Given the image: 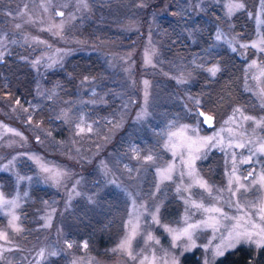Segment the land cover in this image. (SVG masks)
I'll return each instance as SVG.
<instances>
[{
  "label": "rangeland",
  "instance_id": "rangeland-1",
  "mask_svg": "<svg viewBox=\"0 0 264 264\" xmlns=\"http://www.w3.org/2000/svg\"><path fill=\"white\" fill-rule=\"evenodd\" d=\"M172 2L87 0L85 8L79 0H0L2 60H6L18 45L24 46L26 53L22 59L28 61L36 74L35 98L28 104H17L9 92L0 91V193L6 199H15L19 205L0 208V231L8 234L7 241L0 239V264H140L145 256L151 260L153 254L156 264H163L160 258L165 257V253L169 261L176 256L182 264V256L188 252L181 254L180 247H172L171 236L161 225L181 228L185 226L186 215L189 223L206 218L207 214L186 204L185 200L215 205L229 216L252 214L257 218V208L253 205L264 204V188L252 182L264 172V153L257 151L264 144V125L256 123L264 119V95L261 94L264 51L251 45L264 36V23H258L264 21V4L261 0H236L242 2L244 8L229 16L228 0H180V9L186 8L193 13L187 20L189 23H180V31L185 32L192 43L197 42L200 35L196 16H210L208 11L213 5L220 10L218 15H211L210 27L206 23V27L212 29V37L203 53L193 56L187 63L178 58L167 59L163 54L162 39L166 36L158 25L160 17L168 12L179 18L176 12L169 11ZM58 9L63 11V16L56 14ZM238 15L253 22L250 33L241 34L234 29ZM90 24L93 33L87 29ZM218 32L221 34L219 40L216 39ZM245 44L247 48L241 46ZM225 49L235 52L243 61L242 95L239 85L230 83L238 82L237 77L231 79L225 72V79L222 78L223 61L215 60L214 55ZM78 52L98 54L106 70L98 76H85L75 92L69 88L62 91V85L57 82L48 86L45 75L64 67L67 59ZM146 55L151 58L150 64L145 62ZM211 58L214 61L209 62ZM36 61L39 63L34 66ZM195 65L204 73L198 75ZM213 66L219 68L215 75L208 71ZM144 81H148L147 86ZM200 81L206 82L203 91L196 88ZM212 88H217L218 92L214 94L216 91ZM62 92L67 93V97ZM214 97L222 101L217 104L214 100L213 104ZM237 97L244 98L246 103H237ZM102 104L111 105L112 111L103 119L106 123L98 124L88 117V111ZM172 106L177 108L172 109ZM40 109L52 113L50 123L42 116L35 117ZM199 109L215 115L213 127L204 124L203 117L198 115ZM181 112L187 115L188 121L178 118ZM244 116L255 119L245 120ZM8 117L16 120L9 122ZM181 125L190 126L188 134L194 137L219 133L216 140L196 153L200 158L194 162L196 173L211 187V195L198 186L184 191L191 179L187 175L181 178L180 173L187 170L181 165L180 156L174 157L166 146L169 133ZM191 128L197 131L193 133ZM240 143L245 147L235 146ZM213 150L219 151L215 161L210 155ZM149 155L152 161L145 159ZM184 155L187 158V152ZM248 157H251L250 162H241ZM170 163L176 165L173 179L162 180L159 170ZM41 165L66 175L57 184ZM249 171H254V175L244 179ZM237 176L247 190L239 188ZM35 186L47 188L52 195L50 199L42 197L27 221L22 208ZM107 187L120 190L129 206L125 210L122 230L115 228V236L111 232L114 241L100 250L95 246L94 237L97 238L104 228L100 230L98 225H93L100 231H93L91 236L82 239L80 234H70L81 230V220H88L93 210L103 209V199L98 196ZM173 198L179 200L173 204L178 210L166 215L165 209ZM157 205L160 206L161 224L152 221L151 213ZM237 205L244 211L238 212ZM13 214L19 217L14 223L22 229L20 232L9 226ZM137 217L140 234L133 241L137 255L133 260L112 249L129 231L128 221H135ZM221 223L224 226L221 232H224L233 221L222 220ZM109 230H104L108 237ZM149 232L159 244L154 241L145 244ZM212 235L210 228L196 231L198 246L190 252L199 250L202 264L206 257L211 258V253H205L200 246L207 244ZM219 235L217 233V237ZM65 241L71 242L72 247L69 248ZM184 242L181 240L177 244ZM85 243L87 248L83 247ZM240 245L253 251L251 260L257 264L259 252L255 246ZM41 249L45 250L43 258L39 255ZM53 251L57 255H49Z\"/></svg>",
  "mask_w": 264,
  "mask_h": 264
},
{
  "label": "trees",
  "instance_id": "trees-1",
  "mask_svg": "<svg viewBox=\"0 0 264 264\" xmlns=\"http://www.w3.org/2000/svg\"><path fill=\"white\" fill-rule=\"evenodd\" d=\"M180 7V0H173L169 11L176 12L175 15H177L179 18L176 19L174 16H172V13H170L169 15V12L166 15H162L160 17V24L158 25V29H160L163 35L166 36L164 37V39H162V47L164 50L163 54H165L167 59L178 58L181 61L183 60L189 63V60L193 56H200L203 53V49L206 48L209 37H212V29L206 27V23L209 24L210 27L212 25L210 23V19L212 17L211 15H218L220 10L216 5H213L212 9L208 11V14L210 16L204 17L203 14L196 16L197 20H199V23L197 25L200 28V35L198 36L199 40L195 43H192L190 38L185 34V32L180 31V23H189L187 20H190V16L191 14L193 15V13L186 10V8L184 11H182ZM236 18L237 20L234 29L241 34L244 31L250 33L249 28L253 26V22L241 16ZM87 29L92 32L91 24L90 26H87ZM87 29L85 27V30ZM168 36L169 38H167ZM48 37H50V35H48ZM19 46L21 45H18V47L14 49L15 51H12L6 57V60L3 63L0 62V91L3 93L9 92L13 96L14 100H18L19 102L28 104V99L35 98L36 74L31 68L28 61L22 59L23 54L26 53L24 49L26 47H24L23 45L22 46L24 48ZM214 57L215 60L221 59L223 61V68H225L222 72V78L225 79V72L227 74L226 76L229 75L228 77L231 79L237 77L238 82H236L235 80L231 81L230 83H237L239 85V87L237 85L238 90L242 95L243 92L240 91V89L242 90L241 65L243 66V61L238 58V54H236L235 52H230L228 49H225L219 51V53L217 52ZM261 57L264 58V55ZM67 60L68 61L66 62V65L64 67H58L45 75L44 78L48 86H52L55 82H57L58 85H62V91H64V88H69L74 89L75 92L77 85L85 76H98L101 72H104L106 70L105 63L96 53L85 54L83 52H78L72 54L71 57ZM212 61L214 60L211 58L209 62ZM235 61L237 62V65H235L237 67L236 70L234 66ZM195 71L198 75L201 72L204 73V70L198 67L197 65H195ZM205 83L206 82L204 81H200L196 85V88L199 91H203L206 86ZM216 89L217 88H215L214 90L212 88L214 92L216 91L214 94L218 92V89ZM61 94L67 97V93L62 92ZM216 98H212L213 104L214 100H217ZM236 100L237 103H246L244 98L241 97H237ZM216 102L217 104L220 103L218 102V100ZM111 107V105L102 104L95 108H89L88 117L98 124H104L106 122L103 119L106 115L111 113ZM175 108L177 107L172 106V109ZM37 116H42L46 120V123H50L53 120L52 113H50V111L48 113V111L44 109H40L35 117ZM186 116L187 115H185L184 112H181L179 113L178 118L181 120L188 121L189 118ZM142 146H144V144ZM156 147L158 148V146ZM218 153V150H213V152H211L210 155L213 157L214 161L216 160L217 155L219 158ZM212 161L213 160H210L209 162ZM206 174L211 177L208 173ZM8 188L6 187V189ZM51 195L52 194L45 187H33L32 192L30 194V198L27 199L26 203L23 205L22 208L23 213H25L24 217L27 221L33 215L34 209L42 201V197H48L50 199ZM98 197L99 199H103V209L97 212L93 210L88 220H81V230H75V232L71 233L70 236H74V234H76L77 236L78 234H80L79 238L82 239L90 234H93V231L97 233L102 228H104V230L110 229V233H113L115 228L122 230V221L125 215V210L126 207L129 206L127 197H125V195L120 190L114 187H107L106 189H103L102 192H99ZM176 202L179 203V200H177L176 198H173L168 202L167 208L165 209L166 215L169 214L171 211L178 210V207H173V204H176ZM1 221L2 219L0 218V222ZM93 225H98L100 230L93 228ZM104 230L100 234L96 235L97 238L94 237L97 242L96 245L93 244V241L91 242V244L97 246V248H99L100 250L107 247L109 243L114 241V239L112 238V233L110 237H108L106 236ZM115 234L116 233H113V236H115ZM252 255L253 251H251L249 247L245 245H239L236 247L235 250L229 252L225 257L219 258L216 261V264H249L250 259H252ZM200 256L201 255L199 250H195L194 252H188L182 256V264H202ZM257 257L259 258L257 264H264V250L259 251Z\"/></svg>",
  "mask_w": 264,
  "mask_h": 264
},
{
  "label": "snow or ice",
  "instance_id": "snow-or-ice-1",
  "mask_svg": "<svg viewBox=\"0 0 264 264\" xmlns=\"http://www.w3.org/2000/svg\"><path fill=\"white\" fill-rule=\"evenodd\" d=\"M79 3L83 5V7L87 8V0H79ZM261 3L264 4V0H261ZM143 6V5H141ZM227 7V15L231 16L234 11L238 9L244 8V4L242 2H236V0H228V3L226 4ZM57 15L63 16V12H57ZM258 23H264V21H258ZM17 28L20 27V25H16ZM221 38V34L218 32L216 35V39L219 40ZM14 42V41H13ZM3 43V38H0V44ZM242 47L247 48L248 45H241ZM251 47L257 48L260 47L261 51H264V36H261L259 39V42H253ZM235 51V49H233ZM3 54L0 53V60H2ZM146 63H151V58L146 55L145 58ZM34 66L36 63H39V61L33 62ZM255 61H253V65H255ZM208 71L215 75L217 71H219V68L216 66H213L212 68H209ZM261 75H264V71H262ZM87 79V77L85 78ZM258 79V78H257ZM144 84L147 86L148 81H144ZM261 94L264 95V89H261ZM145 97H147V92H145ZM16 103L18 104L19 101L17 100ZM199 103V101H197ZM264 107V105H262ZM236 111H239L237 109ZM199 116L204 117L205 123H211L212 117L206 116L203 112L198 113ZM245 120H254L255 118L250 116H244ZM257 124L264 125V119L260 121H256ZM189 127L188 125H181L176 131H172L169 133V144L166 145L170 148V150L173 153V156H180V163L183 165V168L187 171H182L180 173L181 178H183L184 175H187L191 179V183L188 184L184 191H189L193 186H198L201 189H203L205 192H207L209 195H211V187L207 184L206 181H204L199 175L196 173L194 162L196 159H199L200 157L196 155V153L200 152V149L202 147H207L212 141L216 140V138L219 136V133H216L213 136H207V137H199V136H192L189 135ZM91 130V129H89ZM9 131H12L9 129ZM83 131V129H81ZM191 131L195 133L197 131L196 128H191ZM19 135V133H16ZM215 146V145H213ZM231 142L229 143V147H231ZM236 147L243 148L245 147L244 144H236ZM260 153H264V144H261L259 148L257 149ZM187 152V158H185L184 153ZM255 154V153H253ZM235 159V154L233 156ZM147 161H152L153 157L151 155L147 156L145 158ZM38 160V158H37ZM251 161V157H248L246 160H242V163H248ZM42 170L46 173H51V179L55 183H59L60 179L66 175V173L58 170L50 169L44 165H41ZM176 169V165L170 163L167 168L160 169L159 175L162 180H172L173 179V172ZM254 175V171H249L248 175L244 177V179H248V177H252ZM233 176H235V169L233 170ZM232 179L229 180V185L232 184ZM236 183L239 185V188H246L244 184L240 183V177H236ZM253 185H259L260 187L264 188V172H262L256 179L253 180ZM239 188H237V191H239ZM231 190V188H229ZM181 191L180 186H177V192L179 193ZM235 194V193H234ZM186 204H190L191 207L195 208L198 211H202L203 213L207 214L205 219H202L196 223H189L188 220L190 219L187 215L185 216V226L181 228H171L168 225H161L164 227L165 231L169 233L172 239V247H180L181 254L184 252H190L194 248H196L198 245L196 244L195 234L197 230L202 229H208L210 228L212 230V237L208 241L207 244H204L200 247H203L205 253H211V258H205L203 261V264H216V261L219 258L225 257L229 252L236 249L238 245L241 243H246L248 245H254L257 252L264 250V204H261L260 206L253 205V207L257 208V211L255 213V217L252 214H245V215H236V216H229L226 212L223 211L222 208L213 206H205L202 201H196V200H185ZM5 206H11V207H18L15 199H6L3 193H0V208ZM238 212H243V208L239 205H237ZM160 211V206L157 205L155 208V212L151 213L152 215V221L155 224H161V221L158 217V213ZM187 213V209H186ZM19 217L12 215L11 220H9V226L14 229L16 232L22 231V229L16 225L14 222L18 220ZM222 220H230L233 221L230 227H225L224 232H221V228L224 227L221 223ZM128 225H130V229L125 235L124 238L120 240V242L117 244L116 248L112 249L113 252H122L126 254L130 259L135 260L137 258L136 253L133 249V241L135 238L140 234V224H139V218L137 217L135 221L130 219L128 221ZM126 225V227H128ZM47 226V225H46ZM217 233H219V237H217ZM0 239L7 241L8 240V234L6 232L0 231ZM185 241L184 243L177 244L178 241ZM214 243V241H217ZM155 242L156 244H159L160 241L156 239L150 232L147 233L145 237V244L147 245L148 242ZM67 246L69 248L72 247V243L69 241H65ZM84 248H87V243L83 245ZM40 257L43 258L45 255V250L41 249L39 253ZM49 255L55 256L57 253L55 251L49 253ZM167 253H165V257H167ZM165 257H162L160 259L163 260V264H179L178 257L172 256L171 260L169 261ZM156 257L155 254H153V257L151 260L147 256H145L143 259H141L140 264H145L147 261L148 264H156ZM75 264V262H73ZM249 264H254V261L250 259Z\"/></svg>",
  "mask_w": 264,
  "mask_h": 264
},
{
  "label": "water",
  "instance_id": "water-1",
  "mask_svg": "<svg viewBox=\"0 0 264 264\" xmlns=\"http://www.w3.org/2000/svg\"><path fill=\"white\" fill-rule=\"evenodd\" d=\"M57 12H63V11L60 10V9H58ZM200 112H203L206 116H211V117H212V121H211L210 124H209V123H205V122H204V124H205L207 127H213L214 124H215V119H216L215 115L212 114V113H210V112L204 111L203 109H199V113H200ZM202 117H203V116H202ZM203 121H204V117H203Z\"/></svg>",
  "mask_w": 264,
  "mask_h": 264
},
{
  "label": "flooded vegetation",
  "instance_id": "flooded-vegetation-1",
  "mask_svg": "<svg viewBox=\"0 0 264 264\" xmlns=\"http://www.w3.org/2000/svg\"><path fill=\"white\" fill-rule=\"evenodd\" d=\"M5 60L3 59L1 62L3 63ZM28 101H29V103L31 102V98L30 99H28ZM8 119H9V122H14L16 119H14V118H11V117H8Z\"/></svg>",
  "mask_w": 264,
  "mask_h": 264
}]
</instances>
